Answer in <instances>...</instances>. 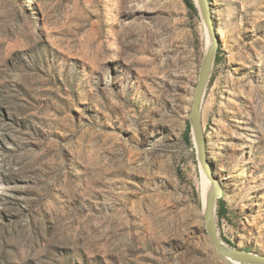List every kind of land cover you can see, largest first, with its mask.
<instances>
[{
  "label": "rangeland",
  "instance_id": "1",
  "mask_svg": "<svg viewBox=\"0 0 264 264\" xmlns=\"http://www.w3.org/2000/svg\"><path fill=\"white\" fill-rule=\"evenodd\" d=\"M210 4L218 232L264 255V0ZM204 50L184 0H0V264H227L184 140Z\"/></svg>",
  "mask_w": 264,
  "mask_h": 264
},
{
  "label": "water",
  "instance_id": "2",
  "mask_svg": "<svg viewBox=\"0 0 264 264\" xmlns=\"http://www.w3.org/2000/svg\"><path fill=\"white\" fill-rule=\"evenodd\" d=\"M194 4L210 37V43L203 53L202 63L197 83L192 93V103L189 111L190 130L196 148V159L200 172L209 183V187L202 201L205 230L216 254L227 264H264V255L240 249L236 246H230L223 241L218 232L216 210L218 201L223 197V188L212 170L206 152L201 108L206 87L218 53L220 39L213 19L210 0H194Z\"/></svg>",
  "mask_w": 264,
  "mask_h": 264
},
{
  "label": "trees",
  "instance_id": "3",
  "mask_svg": "<svg viewBox=\"0 0 264 264\" xmlns=\"http://www.w3.org/2000/svg\"><path fill=\"white\" fill-rule=\"evenodd\" d=\"M185 4L187 5V7L193 11V12H197V8L193 2V0H184ZM190 125L187 126V129H186V132H185V142L187 144H191L192 143V139H191V135H190ZM226 211H227V207H226V204L224 202L223 199H220L218 201V211H217V215L218 216H224L226 214Z\"/></svg>",
  "mask_w": 264,
  "mask_h": 264
},
{
  "label": "bare ground",
  "instance_id": "4",
  "mask_svg": "<svg viewBox=\"0 0 264 264\" xmlns=\"http://www.w3.org/2000/svg\"><path fill=\"white\" fill-rule=\"evenodd\" d=\"M204 30H205V49H206V47L209 45V43H210V37H209V35H208V33H207V29H206V27H205V25H204ZM205 51V50H204ZM202 174V173H201ZM202 178H203V188H202V201H203V199H204V195H205V192H206V190L208 189V187H209V183H208V181L206 180V178L202 175Z\"/></svg>",
  "mask_w": 264,
  "mask_h": 264
}]
</instances>
